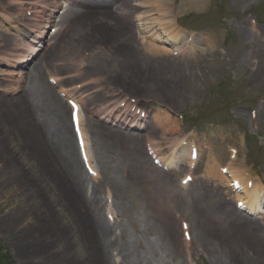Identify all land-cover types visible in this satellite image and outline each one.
Returning <instances> with one entry per match:
<instances>
[{"label": "rangeland", "instance_id": "obj_1", "mask_svg": "<svg viewBox=\"0 0 264 264\" xmlns=\"http://www.w3.org/2000/svg\"><path fill=\"white\" fill-rule=\"evenodd\" d=\"M131 1L145 7L144 9L138 8L140 13L145 15L142 17L144 22L152 18L159 22L162 21L160 22L162 24L154 22L155 29L144 33L142 22H138V26L135 27L137 20L134 19L136 16L134 11L127 15L119 13L118 10L114 12L126 21V27L129 28L127 29L133 32L132 37H136L137 41L139 38L144 41L143 35L150 36L146 40L148 43H152L150 40H154V45L158 50L157 55H159L156 62L167 66L169 70L163 73L166 76L165 80L173 81L176 86L170 93H160L154 92L150 86L141 90L139 85H135V88L127 93L124 92V85L121 84V81L117 83L121 86L114 81L110 87L106 77H100L97 85L104 94H114L112 97H107V99H111L110 102L119 98H131L130 100H134L140 109L151 113L150 129L148 134L146 133L148 137L159 138V132L155 131L153 127V123L156 121L165 125L174 123L173 129H176L174 136L178 134L183 137L184 143L193 142L203 150L202 158L195 170L189 171L185 168L187 165L185 161L183 166L174 167V171L180 170L181 174L175 176L168 172L165 180L170 179V183L174 187L186 188L185 185H181L180 180L184 175L190 174L192 176L190 185L193 187L199 183L206 165H210L208 149L221 153L220 159L225 161H217L220 165L225 166L229 162L228 147H235L238 151L236 157L238 170L249 169L251 175L264 182V120L255 116L257 110L264 113V0ZM10 2L13 1L0 0L3 6H7ZM18 2L15 1V3ZM8 7L9 5L6 8ZM10 9L19 11L14 4L9 7V11L12 12ZM102 11L98 8L92 10L93 13ZM73 18L72 16L71 20ZM63 25L62 27L74 28L72 31L70 30L71 32L58 36L55 42L57 44L55 53L53 52L55 60L45 64L47 70L54 73L60 88L74 85L80 81L66 80L64 75L72 73L68 58L73 62L75 56L82 55L81 46L85 43L82 40L83 31L78 29L77 24L67 22ZM170 26H173L172 29ZM93 29H96L98 33L103 30L99 25H93ZM181 30L191 34L193 38L181 42L180 49L185 53L180 57L171 53L170 44L164 45L159 43L160 41H155L157 37H160V40L163 39L162 31L172 34L178 31L182 32ZM154 33L156 34L154 35ZM9 34L7 32L0 35L1 50L11 49L10 37L7 38ZM128 35L131 36L129 33ZM73 36L77 40L75 49L70 47L69 42H64ZM93 38V43L99 40L103 41L102 38L99 39L98 35ZM190 50L192 51L189 52ZM88 52L100 58H104L105 55L100 49H90ZM105 52L108 55L114 53L111 50ZM130 53L143 68H149L154 63L152 58L157 56L152 51L151 55L145 53L143 48ZM144 57L147 59L145 60ZM84 58L87 57L84 56ZM2 68L6 72L9 70L5 66ZM58 76H61L62 82ZM30 86L32 84L28 85L31 93L28 92L25 99L17 104L19 108L13 106L15 100H18L17 95L8 96L0 92V100L6 98L10 108L9 111H2L0 108V129L1 131L5 130V134L7 133V149L5 153L0 150V264H45L43 255L49 254L50 250L55 253L69 254L68 258L70 259L72 258L70 254L76 259H85L88 255L86 249L88 245H85L88 238H83L81 227L64 211L66 203L63 201V197L59 193L52 194V186L46 182L47 163L50 166L53 165L51 160L46 159L47 149H41V146L40 149H37L35 141L29 142L33 139L24 136L25 131L26 133L28 131L21 129L23 124L27 128V121L30 120L24 118L25 113H29V108L32 109V105H42V97H46L38 87L33 86L32 90ZM0 87L12 90L9 82L0 81ZM117 88L123 92L116 91ZM55 91L54 89V94ZM95 97H100L101 102L104 101L101 94H97ZM168 97L169 100L165 101L164 98ZM66 108V116L58 123L62 129H65L64 124H66V128H69V132L63 131L64 137L67 141L70 140L75 144L77 153L69 121V109L67 106ZM89 119L101 122L96 117L88 116L85 122L87 126ZM49 122L53 125L55 123L51 120ZM91 136L88 133L87 144L90 160L97 172V177L89 176L83 169L89 181V184L84 187V193L82 192L85 198L87 196V201L92 199L94 181H102L103 175L112 172L115 168L111 162L113 156H99L100 141L95 136ZM52 141H55V138ZM56 146L58 150L53 148L52 150L56 152L54 155L59 164L63 161V152L59 149V145L56 144ZM144 147L145 144L140 142L139 160L142 165L154 167L145 151L143 152ZM160 148L167 155L166 145L160 144ZM135 153L137 155L138 151L136 150ZM51 158L56 163L52 156ZM77 158H79L78 153ZM155 172L165 175L157 168H155ZM123 173L118 172V179H126ZM22 174L23 177L20 176ZM27 177L29 183L24 180ZM29 179H32L31 182ZM130 183L129 180L128 186ZM102 184L105 185L103 182ZM70 187L72 188V186ZM106 187L109 188L108 184L99 188L96 200H100L102 220L111 227L114 226V228L112 227L114 235H111V240L117 238L119 241L116 246L109 249L110 264H126L123 259V253L126 251L133 255L137 254L138 260H133L136 264H215V261L217 264H222L227 261L225 256L228 254H224V251H219L217 258L210 255V249L214 248V243L217 242L209 239L212 243L206 244L202 237L199 239L197 234L201 233L198 226L191 229L192 220L185 214L183 215L184 206L181 201L175 202V206H178L181 212L172 214L171 209L167 211H171L170 216L165 217L163 222H159L154 218L161 217L162 214L157 207L149 208L147 206L145 193L136 195L135 192L129 191L126 193V197L115 198ZM221 189L226 191L222 185V188L217 190V194L221 192ZM190 193L193 196V189L190 190ZM179 194L181 195V192ZM228 198L230 202L231 200L234 202L232 195ZM230 202L226 201L233 207V203ZM48 216H51L58 225H63V229H55L54 226H51ZM254 221L264 228L263 217L254 219ZM182 223L189 227L191 241H184L180 227ZM31 236L41 240L40 244L38 242L40 245L38 252H35L34 248L31 249L34 250L33 252H25ZM50 239H54L56 242L50 243L51 241H48ZM258 239H254L256 247L250 249L251 251L246 256H241L240 262L225 264H264V241ZM174 245L179 248L177 252L173 251ZM181 245L185 246L181 247ZM202 245H205L207 249L205 250ZM35 246L37 247V244ZM55 253L50 255L53 256ZM130 263L134 264L131 261Z\"/></svg>", "mask_w": 264, "mask_h": 264}, {"label": "bare ground", "instance_id": "obj_2", "mask_svg": "<svg viewBox=\"0 0 264 264\" xmlns=\"http://www.w3.org/2000/svg\"><path fill=\"white\" fill-rule=\"evenodd\" d=\"M31 1L34 2V0H27V4H34L31 3ZM118 1L119 0H117V2H114V0H99V7L103 8L105 11L96 13H86L82 11L80 14L75 13L72 20L70 19L72 18L71 16L65 19L66 22H63V24L67 22L71 24H77L78 29H82L84 34L82 40L85 43L80 46L83 47L85 54H90L88 52L90 49H100V51L105 53L106 56L104 55V58L90 54L85 59L87 69L91 68L90 71L97 75H105L106 73H109V80L115 81L116 84L121 81V84L124 85V87L122 86L124 88V92L127 93H130L131 89L135 88V85H139L141 90H145L150 86L154 92H172L176 85L173 81L165 80L166 76L163 74L169 69H167V66L164 64H158L156 62L159 59V55H157L158 50L156 49L157 47H155L156 45H154V40H150L152 43H148L146 40L150 36L143 35L144 33L151 32L155 29L156 24L154 22L160 23L162 21L159 22L150 18L144 22L142 17L145 15L143 16V13L141 14V11L138 10V8L144 9V6L134 3L135 1L132 2L131 0H124L121 7ZM0 9L1 11H4L3 8ZM115 10H118L119 13H124L126 15L134 11V14L136 15L134 19L137 20V25H135V27L138 26V22H142V27H144V33L141 34L143 35L144 41H142L140 38L139 41H137L138 39L136 37H132L133 32L128 30L129 28L126 27V21L117 13H115ZM8 14L11 13L9 12ZM161 24L162 23L159 25ZM93 25L101 26L103 28L102 32L99 30L101 33H98L96 29H93ZM0 27L2 26L0 25ZM13 27L18 32L19 28L17 24H15ZM172 27L173 26H170V29H172ZM167 32L168 31L161 32V35H163L162 41L160 40V37L155 38V41H160L159 43L166 45L170 44L171 49L172 47L178 48L180 51L178 52V55H180V53L183 54V51L179 47L181 46L182 38L186 37L187 35L179 31L172 34H168ZM128 33L131 34V36H129ZM155 34L156 33H154V35ZM95 35H98L99 39L102 38L103 41L99 40L93 43V36ZM76 41L77 40L73 36L71 39L68 38L64 42H69L70 47L75 49L77 48L75 43ZM56 46L57 44L52 46L50 49H53V47L55 49ZM139 48H143L144 52L149 55H151V51L157 55L156 58H152V62L154 63L151 64L149 68H143L140 66L137 59L130 53L134 50H138ZM50 49L46 51L48 53L46 56L45 53L43 54L42 59H45V62H47L49 59ZM107 50L114 51V53L108 55L105 52ZM174 51L175 50H171V53ZM191 51L192 50H190V52ZM0 53H3V50L0 49ZM144 59L146 60L147 58L144 57ZM0 65H2V63H0ZM40 69L41 63L37 64L35 69L31 70L29 76H31V84L34 85L35 88L38 87V89H40L46 97H42V105H32V109L29 108V113H25L24 118L26 120H30L27 121L28 127L26 128V126L23 124L21 129L28 131V133L25 131L24 136L26 138H32L33 140H30L29 142L35 141V144H37L38 147L37 149H40V146L41 149H47H45L47 151L46 159L53 162V165L51 166L49 163H47L46 167V171L48 172L46 182L48 185L52 186L51 193H59L60 196L63 197V201L66 203L64 211L67 212L71 219H74L81 227L80 230H82L81 232L83 238H88V241L85 242V245H88V247L86 246L88 255L85 259H76L74 256H71V254L70 257L72 258L70 259L68 258L69 254L65 255L66 253L62 254L60 252L55 253L54 251L50 250L49 254L47 253L43 255L45 256L43 263L110 264L108 260V256L110 255L109 249L113 246H116L119 241L117 238L111 240V235H114V231L112 229L114 226L111 227L106 221L102 220L100 200H96V194L98 193L99 188L105 187L107 184L109 188H106L110 190L113 197L115 198L120 196L121 198L126 197V193L129 191H131V193L135 192L136 195L138 193H145L147 206L149 208H152L153 206L157 207L162 214L161 217L154 218L159 222H163L165 217H169L171 211L172 214L181 212L180 209H178V206H175V202L177 200L181 201L184 206L183 215L185 214L190 220H192L193 224L190 226L191 229L195 228L196 225L198 226L199 232L201 233L200 235L197 234L199 239L202 237L204 243L206 244H211V241L217 242L214 243V248L210 249V255L213 258H217L219 256V251H224V254H228V256H225L227 261L222 264L240 262V259L242 260L241 256H246V254L251 251L250 249H254V247H256L254 242L255 238H260L264 241V228L260 227L261 225L251 220L246 215L238 212L236 208L230 206L228 203L222 202V200H225L223 195L226 194L223 193V189L220 190L221 192L218 193L219 195L217 194V190L222 188V185H224V187H228L234 186V184H236L239 189H241V192L238 193L236 197V201L239 202V206L243 205L246 208L245 212L247 213H259V216H257L259 219L260 217L264 218V210L263 213L259 212L260 206H262L264 203V186L262 185L263 181L255 178L254 183L249 186L246 184L249 177L245 176V174L250 175V170L246 168H244V170H238L236 167L237 160L235 159L237 157L238 151L236 152V156L227 162L226 166H221L217 161H225L220 159L221 153H217L215 150L209 151L208 149L210 165H206L204 175L200 178L199 183L195 184L193 187L190 185L191 183L185 185L186 188L174 187L170 183V179L167 181L165 180L166 172L163 176L160 175V173L157 174L154 167L148 166L146 164L142 165V162L139 160V156L141 155L139 149V140H137L136 137H123L119 135L116 131L103 123L104 119L101 120V123L90 120L88 122V126L87 124L83 125V120L81 123L80 132L81 137L84 138V141L87 142L86 135L88 136V133L90 136H95L96 139L100 141L99 156H113L111 158V162L115 166L112 172L103 175L102 181H95L94 184H92V199L87 201V196L85 198L83 195L84 187L89 184L87 175L83 172V168L79 159L77 158L75 144H73L70 140L67 141V139L64 137L63 131L69 132V128H66V124H64L63 126L65 129H62L58 123L59 120L66 116L67 112L65 105L62 104L60 100L55 99V97L52 95V88L40 77V75H42ZM3 75L4 74L0 73V76ZM6 76L13 78L17 75H15V72H13ZM15 91H17L15 94L20 93V91L17 89ZM23 94L24 91L21 90L20 95L17 97L18 100L16 99L13 103L14 107L19 108L17 104L23 100ZM68 94H70V92ZM89 96V100L91 101V94H89ZM164 100H169V97L164 98ZM8 103V100H0V108L2 111L10 110ZM98 106L96 102L95 108ZM98 111L101 113L100 110ZM255 116L256 118H262V121L264 120V113L259 112L258 110ZM106 118H108V120L110 119L108 114L106 115ZM116 119V117H113L111 120L112 122H115ZM49 120L55 121L57 125L55 123L54 125L51 124ZM156 122L153 123V125H157V127H154V130L159 132V138H155V140L164 141L172 136V140L176 138V136H174L176 129H173L175 125L174 123V125L172 123L165 125L161 122ZM148 129H150V126ZM6 137L7 133L5 134V130L2 129L1 131L0 129V150L4 153L7 149ZM54 138L55 141H52ZM170 143L171 141L167 142V144ZM56 144L59 145V149H61L63 152V161H61L59 164L57 158L54 155L56 152L52 150V148L56 151L58 150ZM179 145V142L173 144L170 156L167 158L162 156L157 149L154 150L160 163L165 160V164H161L162 167H166V169H172L176 165V162L180 163L182 166L184 161H188V165L191 167L193 166V163H197L199 161L202 156L201 150H198L197 158L199 159L190 162L189 158L193 159V154L196 153V151L192 150L191 152H187L182 146L179 147ZM86 148L88 150V145H86ZM136 150L138 151L137 155L135 153ZM175 150L178 151L177 155H175ZM49 153L56 160V163H54ZM85 155L87 161V152H85ZM87 164L90 165L89 161H87ZM14 165H16V163H14ZM171 165L173 167H170ZM222 169H226L225 175H222ZM118 172H124L123 174L126 179H118ZM181 173L182 171L180 170L173 171L172 175L176 176L177 174ZM20 176L23 177V174ZM217 179H219V182H217ZM24 180L29 183L28 177ZM29 180L31 182L32 179ZM129 180L131 183L128 186ZM102 182L105 183L104 186ZM70 186H72L73 189ZM192 189L193 196L190 193V190ZM212 190L216 192H213ZM76 192L80 194L78 195ZM179 192H181V195ZM169 210L171 211L167 212ZM48 217V221L51 222V226H54L55 229H63V225H58L51 216ZM54 218L56 219L55 215ZM29 239V245L27 251L25 250V252L30 253L34 250L35 252H38L40 250L39 241L41 240H38L37 237L34 236H31ZM48 241H51L50 243L56 242L54 239H50ZM35 244H37V247ZM169 245H171L170 242ZM184 246L185 245H181V247ZM202 247H204L205 250L207 249L205 245H202ZM32 248H34V250H31ZM172 248L174 252L179 250L176 245H174ZM51 253L55 254L51 256ZM123 255V259L126 264H131L130 261L136 264V262H133V260H138L136 253L133 255L132 253L126 251L123 253ZM215 264H217L216 261Z\"/></svg>", "mask_w": 264, "mask_h": 264}]
</instances>
